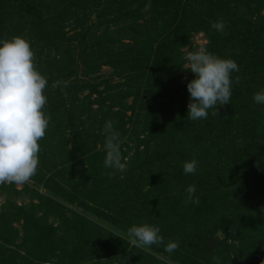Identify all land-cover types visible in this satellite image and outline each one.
<instances>
[{"label": "trees", "instance_id": "1", "mask_svg": "<svg viewBox=\"0 0 264 264\" xmlns=\"http://www.w3.org/2000/svg\"><path fill=\"white\" fill-rule=\"evenodd\" d=\"M263 11L264 0H0V39L29 42L50 117L29 181L47 194L0 184V264H264V105L252 100L264 89ZM196 33L238 71L229 104L190 121L181 50ZM106 120L126 165L115 174ZM91 217L126 234L158 226L163 243L130 245Z\"/></svg>", "mask_w": 264, "mask_h": 264}, {"label": "clouds", "instance_id": "2", "mask_svg": "<svg viewBox=\"0 0 264 264\" xmlns=\"http://www.w3.org/2000/svg\"><path fill=\"white\" fill-rule=\"evenodd\" d=\"M218 33L224 30L223 21L210 23ZM183 59L187 71L194 76L186 84L189 97L187 118L190 121L206 119L209 109L217 115V106L229 104L232 95L231 74L238 71L237 64L221 58L200 47L188 52ZM44 77L34 66V52L23 37L0 39V184L23 185L35 174L39 160V141L45 136L50 117L43 107L46 97ZM256 104L264 105V89L253 94ZM103 165L112 174L126 168L121 153V139L114 122L106 120L103 125ZM183 173L194 174L197 161H186ZM185 192L186 201L198 203L195 185H189ZM129 242L138 247L148 248L163 243L160 228L155 225H132L128 228ZM178 244L169 241L164 251L172 253ZM212 264H220L218 257H212Z\"/></svg>", "mask_w": 264, "mask_h": 264}, {"label": "rangeland", "instance_id": "3", "mask_svg": "<svg viewBox=\"0 0 264 264\" xmlns=\"http://www.w3.org/2000/svg\"><path fill=\"white\" fill-rule=\"evenodd\" d=\"M262 14L264 15V11H263ZM90 20L92 22L95 21V14H93L90 17ZM206 45H207V39L204 36V34L203 33H196V34H193L190 37V39L188 41V45H186L185 47L182 48L181 53L183 54V57H184L188 52L195 51V50H197L200 47H205ZM183 63H184V68L186 69L187 68V62L184 60ZM111 72H112L111 68L103 67L101 69V71H100V74H102L103 76L107 77L108 75L111 74ZM25 184H28L30 187H32L39 194H44V195L47 194L46 191L42 187H40V186H36V185H34V184L30 183V182H27ZM23 185H15V187L18 190H20V189H22ZM28 201H29V198H28L27 195H20V198L18 200H16V202H17L18 205L26 204V203H28ZM3 202H4V197L3 196H0V206L3 204ZM91 220H93L95 223H97L98 225L102 226L103 228H105V229H107V230L115 233L116 235L128 239V235L126 233H124V232H122L120 230L113 229L110 225H108L104 221H101V220H99L97 218H94V217H91ZM15 226L17 227V229H19V227L17 225H15ZM130 245H133V244H130ZM105 264H114V263H108V262L106 263L105 262Z\"/></svg>", "mask_w": 264, "mask_h": 264}, {"label": "water", "instance_id": "4", "mask_svg": "<svg viewBox=\"0 0 264 264\" xmlns=\"http://www.w3.org/2000/svg\"><path fill=\"white\" fill-rule=\"evenodd\" d=\"M218 236H219V237L222 236L220 232H218ZM126 264H129V261H128V260L126 261Z\"/></svg>", "mask_w": 264, "mask_h": 264}]
</instances>
